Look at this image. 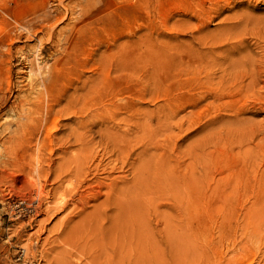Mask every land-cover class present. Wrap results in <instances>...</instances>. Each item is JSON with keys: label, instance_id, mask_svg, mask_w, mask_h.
I'll return each mask as SVG.
<instances>
[{"label": "rangeland", "instance_id": "1", "mask_svg": "<svg viewBox=\"0 0 264 264\" xmlns=\"http://www.w3.org/2000/svg\"><path fill=\"white\" fill-rule=\"evenodd\" d=\"M55 25L56 30L62 28L58 45ZM263 45L264 0H0V150L4 147L13 150L19 158L28 152V129L14 121L6 126L2 117L10 114L15 119L12 110L20 86L24 89L27 86L25 91L28 92L30 81H36L40 89L47 84L49 104L71 107L69 114L61 115L63 122L84 118L91 108L90 113L95 117L111 119L116 116L115 121L123 126H129L130 120L136 117L169 114L172 119L168 132L175 147L167 150V153L170 151V155L166 154L167 165L172 164L175 172L180 170V181L155 191L157 205H150L146 210L154 213L145 214L144 219V225L150 221L145 228L154 233L156 254L158 260L161 258L158 264H217L220 253L206 249V243L210 231L219 234V225L224 228V242L234 235L251 237L252 252L248 258L256 264L264 246V236H257L264 233V213L251 218L245 210L248 206L264 207V198H261L264 197ZM202 49L208 52L203 55ZM195 52L204 60L201 55L200 59L196 58ZM193 67L205 70H192ZM208 70L213 77V86L209 87L198 79L200 76L204 79ZM88 76L93 85L89 110L83 96ZM5 87L7 91L3 90ZM212 87L228 92L214 99L218 90ZM22 119L25 121L24 117ZM155 122L156 119H151L149 124L155 126ZM180 122L183 129H180ZM59 132L57 135L61 134ZM8 136H14L18 142L5 143ZM56 144L58 146L54 141L51 147L43 148L45 161L49 157L58 158ZM72 147L68 150L76 149ZM1 169L0 165V264H51V261L56 264L52 256L61 248L55 247L62 227L60 221L64 220L65 211L79 212L82 207L75 209L70 205L65 211H56V199L60 191L68 187L64 192L66 199L74 197L78 201L75 196L83 189V183L79 182V177L72 178V182L65 178V186L56 194L50 179L45 191H50L54 214L51 212L48 216L44 212L49 207L46 198L44 201L41 198L38 213H30L25 207L29 199L38 196L37 189L20 171ZM101 176L102 173L96 177ZM186 180L190 181L189 190L184 184ZM71 186L75 188L72 189L74 193ZM18 198L21 202L13 205ZM101 199L91 202L87 210H92ZM75 218L76 221L79 217ZM227 223H230L229 228H225ZM186 229L190 231L187 255L172 258L173 234ZM196 245L199 250L205 248V261L195 257ZM26 247H31V251L24 250ZM54 247L56 249L48 257ZM242 252L240 248L239 253ZM88 254L75 253L73 261L79 258L75 263L83 261L81 264H85Z\"/></svg>", "mask_w": 264, "mask_h": 264}, {"label": "bare ground", "instance_id": "2", "mask_svg": "<svg viewBox=\"0 0 264 264\" xmlns=\"http://www.w3.org/2000/svg\"><path fill=\"white\" fill-rule=\"evenodd\" d=\"M213 8L215 9V7ZM208 11H210V9ZM200 17H203V16H200ZM234 19L235 18H233L232 20ZM233 26H231V29H233L232 28ZM244 28L246 29V27ZM54 30L57 32L56 44L58 45V41H59L58 39H59V35L61 33L62 28H60L59 30H56V25H55ZM230 31H227L228 34L231 33ZM222 35L223 34H221L220 37ZM214 36H216V34H214L213 37ZM227 36L226 37L223 36L224 39L227 38ZM201 39L203 41L206 40L205 37H204L205 40L203 39V37ZM213 39L215 41L218 40V39L216 40L215 38ZM214 40L212 41L213 43H214ZM208 43H205V44H208ZM219 44H217L216 46H218ZM204 46L207 47L209 45H204ZM239 47L241 46L239 45ZM197 49H194V50L197 51ZM240 49H242V47ZM230 51H233V50L230 49ZM197 52H195L196 53L195 55H197L196 58L200 59L201 54H197ZM207 52L205 51L204 53V50H203V55H205ZM230 53H233V52H230ZM211 55H213V53ZM216 56L218 55H215L214 57ZM202 59H203V56H202ZM224 60L225 59H223V61ZM204 65L206 66L207 63L205 62ZM202 66L200 65V67ZM195 69H198L199 71H201L204 68H194L193 67L192 70H195ZM236 70L238 69L236 68ZM231 71L233 70L231 69ZM250 72L252 73V71ZM211 73L212 71L208 70L206 74L204 73L205 75L203 76L204 79H202L201 76L200 78H198L199 82L202 85H205L207 87L211 85L213 86L212 84L213 77ZM242 76L244 75L242 74ZM195 81H198V80H195ZM223 81H225V79ZM85 82H86V85L84 88L83 96H85V98L87 99L86 109L89 110L90 105H91L90 97L93 92L91 76H88L85 79ZM26 87L27 86H25V89ZM25 89L23 88V86H20L21 96L19 94L16 97V103H14L15 104L14 111L12 110V112L15 114V119H13L12 116L9 114L7 116L2 117L3 120L2 119L1 120L6 124V126H8V124L14 121L15 124H18L20 126H25V128L28 129V136H29L28 137V152L26 151L22 155V157L19 158L14 153L13 150H10L4 147L3 150H0V165L2 166L1 170H3L4 172H6L9 169L16 170V172L20 171L21 174H23L24 176H27V179L29 178L28 181L30 182V184H32L34 188L37 189V192L35 193L38 196L37 197L31 196L33 197V199L32 198L29 200L27 199L28 204H26L27 206L25 208L30 213L31 212L38 213V208L40 206L41 198L42 200L46 198V201L48 199L47 202H48L49 207L45 206L47 202L43 205L45 207H48L45 210L43 209L47 215L51 214V212L55 210V208H56V211H63V210L65 211L66 209H69L70 205L74 206L75 209L77 207L82 206L81 210L79 209L80 210L79 212H76V211L74 212L73 210H69L68 212L65 211V213L67 214L64 216L65 217L64 220L61 219L60 221L61 222L60 224L62 225V227H60L61 229L59 230L60 232L57 231L59 234L55 241V247L57 248L61 247V248L60 250H57V252H55L56 251L55 247L51 248V253L49 254L48 257H50L53 253L52 251L55 250L52 257L55 260L56 264H76L75 262H77L79 258L77 261L75 260L74 262L72 258L74 254L77 253V255L78 254L83 255L85 252H88L89 256L88 255L87 256L89 257V260H87L86 263L84 262L85 264H158L161 258L158 260L159 255L156 254V252L158 253V251H156L157 244H155L154 242L155 241L154 233L151 232L153 230L150 231L149 229H147V227L145 228V225H149L148 223H150V221L148 220V223L144 225V222H146L144 221V219L146 218L145 214L149 213V211L148 213L146 212V210L149 209L148 207L150 205L153 206V204H155V201H156L155 191L162 188L164 185L166 186V184L171 186L173 185L174 182L179 183L180 181V178H179V176H181L179 174L180 170L179 171L177 170L180 166L176 168L177 171L175 172L174 167H172V164L167 165L169 160H167L168 155L166 154L170 155V151L167 153V150H170L168 148H172L171 146L175 144V143L173 144L171 143L172 142L171 133L168 132V130L171 127L170 126L171 122H169V120L170 118L172 119V116L170 115L171 117H168L169 114H164V115H160L159 117H156V116H147L144 118L136 117L130 120L129 126H127V124L126 126H123L119 122L115 121L116 116L111 117V119H104L98 116L95 117L93 114H91L92 113L91 111L92 108H91L89 110V113H87L84 116V118L78 117L76 118L75 121H71V122L64 121L63 122L61 115L63 113L69 114L71 107L63 106L59 108L56 105L54 106V105L49 104L48 99L50 97V94L49 92H47V84H44L42 89H40L36 81L35 83L30 81L28 84V92H26ZM237 89H239V87ZM3 90H6V87ZM212 90L214 91L218 90L214 94V97H213L214 99H216L215 97L224 96L228 92V91L227 92L223 91L221 88L219 89L213 88ZM24 91L26 93L23 94ZM234 91L235 90H233V92L231 93H234ZM201 92H202V89H201ZM238 92H240V89ZM30 95L32 96L34 95V96L32 97ZM23 117L25 121L22 119ZM121 118L122 117H120L119 119ZM151 119H156V122L158 123L155 122L156 124V125L154 124L155 126L149 124ZM21 120L24 122H22ZM179 126H180V129L181 128L183 129L182 127L183 124L181 122ZM57 132L61 134L57 135L58 134ZM164 132L168 133V135H165ZM14 136L13 137L8 136V138L4 142L5 143L8 142L9 144L17 143L18 140L14 138ZM145 140H147L146 142L147 144H145ZM54 141L58 142V146L56 144L57 151H58L57 153H59V154H56V156L58 155L57 156L58 158L56 157L58 160L57 159L54 160L55 158L52 159L51 157L47 156L49 157L48 158L49 160L45 161L43 159V157L45 158L44 156L45 154L42 153V150L46 146L49 147L50 145H52ZM72 146H76L75 147L76 149L72 150L73 152L68 150ZM44 151L46 150L44 149ZM52 151L53 150L51 149L50 152L52 153ZM188 154L190 156V153ZM173 155L175 154L173 153ZM35 161L36 162L38 161V163L35 164ZM174 162H177V161H174ZM26 163H28V170L26 167L27 166ZM44 163L47 164L46 167L44 166ZM125 168L127 169L125 170ZM16 172H12V173H16ZM100 173H102V176L100 178L96 177ZM74 177L76 178L79 177L80 179L79 182L83 183L82 185L83 189H81L79 195L77 194L78 196H80V199L78 196L74 195L76 198H78L77 200L79 202L74 200L75 198L74 197L72 198L71 196H69L71 197V199L67 200L66 193L64 192L66 188L68 187H65V190L62 188L67 178H68L67 180H71L72 182V178ZM50 179L54 186L52 189L56 190L55 191L56 194L60 188L63 189L62 191H60L61 194L58 195L59 196L58 199H56L58 200L56 202V207L51 204L52 200L51 201L49 200L50 191L49 193L48 192L46 193L47 189L45 191V187L47 185L46 183L48 182L50 183ZM178 183H175L174 185H178ZM184 184L188 185L186 187L189 190L190 181L186 180L184 181ZM78 185H77V188H78ZM72 187L73 186L69 188H71L70 190L73 192L72 189L75 190L76 184L74 186L75 188H72ZM71 191H67V192H71ZM30 192L32 193V189ZM55 192H54V195H56ZM75 193H78V192L76 191ZM261 198H264V197H261ZM99 199H101V201L97 205L95 204L92 210L91 209L87 210L89 207L91 208V205H89L91 202L97 201ZM74 201L77 202L78 204L82 203V205L80 204L78 206L77 203H75ZM260 206L261 205H259V207ZM246 207L247 206H245V208ZM248 207L245 210V214L250 215L251 218H255L261 215L262 213H264V207L261 209H259V207L257 206H254L257 209L250 208V207L248 208ZM184 209H185V206H184ZM52 213L54 214V212ZM151 213H154V212H151ZM75 216L79 217L78 220L76 221L74 220L76 219ZM49 218H52V217L50 216ZM42 220L43 219H41V221ZM57 223L59 224V221H57L56 224ZM229 225L230 223L229 224L227 223L225 225V228H229ZM54 228L56 229L57 226ZM223 229L224 228L219 225L218 235H215L214 231H210V236H208V240L206 243V249L208 248L210 251L214 253H218V252L220 253V257H219L217 264H254L252 263V260L248 258L249 254L252 252L251 237L246 236V234L234 235L229 241L224 242L222 238ZM40 230L42 231V229ZM49 231L50 229L48 230V232ZM178 232L179 231H177V233ZM260 235L264 236V233H259L257 236H260ZM173 237H174V240L172 241L173 243L171 244V249H170L173 251L171 257L173 258V256L177 257L179 255L186 256L189 250L190 231L186 229L185 232L183 233H178L177 235L173 234ZM167 238L170 241V239L172 238V235L170 236V239L168 236ZM47 243H48V240H47ZM254 243H256L255 240H254ZM30 248L31 247H26L24 250L28 249V251L30 252L31 251ZM240 248L244 250V252L239 253ZM47 249L48 251H50L49 248ZM163 253L165 254V252ZM194 253L196 254L195 257L197 259L200 258L199 260L205 261V256H207V254H206L204 247H201V249L199 250V247L196 245L194 247ZM261 253L262 255L258 258L256 264H264V246H262ZM85 257H82V258H85ZM82 258H81V261H82ZM48 262H49V259H48ZM51 264H52V261H51ZM176 264H179V263L176 262Z\"/></svg>", "mask_w": 264, "mask_h": 264}, {"label": "built area", "instance_id": "3", "mask_svg": "<svg viewBox=\"0 0 264 264\" xmlns=\"http://www.w3.org/2000/svg\"><path fill=\"white\" fill-rule=\"evenodd\" d=\"M20 203L21 202V200H20V198H18L14 203H13V205L15 204V203Z\"/></svg>", "mask_w": 264, "mask_h": 264}]
</instances>
